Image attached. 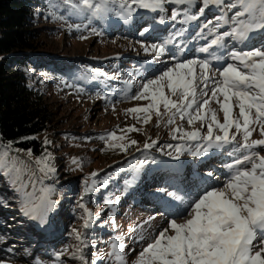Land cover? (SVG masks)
Listing matches in <instances>:
<instances>
[{"label": "rangeland", "instance_id": "374dc122", "mask_svg": "<svg viewBox=\"0 0 264 264\" xmlns=\"http://www.w3.org/2000/svg\"><path fill=\"white\" fill-rule=\"evenodd\" d=\"M99 2L100 0H93V3ZM229 2L231 0H225V4ZM199 6H202L201 0H198V5L192 7L188 14H197ZM81 7L84 8L82 2ZM109 7L112 11L103 17L93 16L91 10L85 9L81 17L75 21L61 23L57 21L58 18H55V21L44 18L41 22L39 28L42 29L35 41L34 52L46 56L52 63L50 70L54 71V74L51 72L46 76L47 86L43 93V102L48 108V127L37 139L42 143L45 152L43 156L50 154L49 162L55 168V172L47 175L40 172L28 152L18 154L7 148H0V151L8 150L10 157H18L17 166L24 168L22 179L29 183L28 191H32L33 182L37 195L42 189H50V199L56 202V207L49 213L47 224H40L24 216L20 211V196L16 191L19 181L14 184L13 181L16 179L14 175L0 172V196L7 203V207L0 204V261L3 264H38V262L39 264H82L79 259L72 257L77 251V246L83 249L86 260L90 262L93 253L87 251L85 241L83 244L80 240L77 242L71 233H68L66 240L60 246H49L48 252L44 253L37 244L33 245L32 238H29L24 231L32 226L33 234L49 235L53 227L55 211L59 212L61 218V212L67 202L73 205L76 202L84 205L88 202L85 207L93 214L91 227H83L86 218L84 208L72 220L74 226L76 224L82 227L80 232L84 234L92 232L97 229L98 223L102 222L109 229L104 230L100 238L104 239L98 238L99 240L93 244L94 253L104 257L102 260L98 259L96 264H115L107 253L111 251L110 244L116 237H122L124 251L127 253L126 259L128 264H131L136 258V253L148 242L147 238L150 234L154 236L162 228L168 227V221L172 218H177V223L183 222L182 217H173L170 211L174 212L177 208L183 211L198 193L202 194L211 187H222L226 179L228 170L225 166L232 162V157L228 156L231 146L212 149L204 155L194 156L188 146L191 145L192 150H195V145L203 141L173 139L174 135H179L173 132L177 126L184 131L198 128L202 134H206L207 129L201 127L200 121L189 125L186 119L181 120L177 116L173 124H168L169 114L164 111L163 105L160 106V110L164 114L157 117L153 110L151 119L147 123L144 122L145 113L128 111L150 103L149 99L133 98L148 80L155 79L177 61L203 59L196 55L200 46L199 41L213 36L209 34L208 28H203L208 21L203 18L213 21L215 16L222 14L221 9L212 6L196 21L180 23L184 20V9L188 7L187 5L165 4L164 12L159 10L153 12L132 5L135 11L130 17V22L125 23L116 14L119 5L109 4ZM174 8L180 12L176 21L171 19ZM235 10L229 12L223 8L224 12H228L229 17ZM161 17H164V23H160ZM199 24L200 37L185 36L189 29ZM213 26L209 25V28ZM145 27L149 28V32L142 36L140 33ZM223 27H227L226 31H230V25H223L215 34ZM201 33L205 38H201ZM166 41L170 42L165 43ZM153 44L165 45V52L157 55L158 49L154 51L151 47ZM189 48L190 54L182 58L181 55ZM221 56L224 59L216 61L218 64L222 63L224 66L227 62H232L227 55ZM90 65L96 70H88V75L83 76L81 80L73 77L69 80L71 84L65 86L61 83L63 77L54 76L64 70L73 71L70 66H78L76 68L80 70ZM218 66V68L223 67ZM164 83L166 85L167 82ZM164 90L170 98L178 99L179 92L176 96H171L166 87ZM198 98L206 97H201L198 93ZM210 106L216 109L217 118L223 123L220 106L214 101ZM233 115H238V108L233 109ZM131 128L136 130L130 131ZM112 132L121 139H111L109 133ZM214 134L222 133L214 129ZM251 138L261 137L257 131ZM45 140L49 143L45 144ZM153 141L156 143L153 144ZM145 143L152 146L145 149ZM178 144L184 145L182 153H177L175 147H167ZM119 145H124L125 150ZM127 150L132 152L126 155ZM148 154L153 158H144V162L140 160L137 169L129 176L119 174L116 170L126 159L139 155L144 157ZM176 156L179 158H174ZM74 158L76 163H73ZM185 165L188 171L195 175V180L188 173L185 175L179 173V169ZM209 172H212V176H208ZM93 173L98 175L93 177ZM139 174H142V177ZM109 175L113 181H118L120 184L116 192L118 194L114 198H109L111 201L105 202L106 206L102 202L95 204L86 196L89 191L85 192L84 182L87 181V184L92 186L91 190L97 191L100 187L99 182L95 181L93 185V181ZM190 180L192 182H189ZM202 185L207 186H203L195 193L194 188ZM161 188L184 196V204L161 193L159 191ZM136 195L139 196L136 198ZM70 197L72 201L67 199ZM169 204L171 208L168 207ZM8 213L15 218L10 219ZM149 217L155 219L145 224ZM58 222L61 225V219ZM137 225H142L146 239H137L140 229L136 232L129 231ZM131 249L135 251H130ZM60 253L65 254L58 257Z\"/></svg>", "mask_w": 264, "mask_h": 264}, {"label": "snow or ice", "instance_id": "6c2138e0", "mask_svg": "<svg viewBox=\"0 0 264 264\" xmlns=\"http://www.w3.org/2000/svg\"><path fill=\"white\" fill-rule=\"evenodd\" d=\"M64 2L71 6L70 14L82 15L87 9L91 10L93 16L100 17L112 11L109 4H118L119 10L116 14L125 23L130 22V17L135 11L132 5L153 12L157 10L164 12L165 4L187 5L188 7L184 9V20L180 23L196 21L212 6L221 9L222 14L215 16L212 28H209V25H213L212 20L203 25V28H208L210 35H215L206 46L198 49L200 53L206 54L205 58L177 61L155 79L148 80L133 98L149 99L150 103L128 111L145 113L144 122L147 123L153 110L157 117L164 114L160 110V106L163 105L164 111L169 114L168 124H173L177 116L181 120L186 119L189 125L200 121L201 127L207 129L206 134H202L198 128L184 131L177 126L173 132L179 135H174L173 139L203 141L195 145V150H192L191 145L188 146L194 156L204 155L212 149L231 146L228 156L232 157V162L225 166L228 171L222 187H211L202 194L198 193L183 211L177 208L170 212L173 217H182L183 222L177 223V218H172L168 221V227L162 228L154 236L150 234L148 242L136 253V258L131 264H264V154H261L264 152V0H231L227 4L225 0H201L202 6L198 7V13L195 15L188 13L192 7L198 5V0H131V3L129 0H100L99 3L82 0L84 8L72 0ZM223 8L229 12L236 10L229 17ZM50 14L54 19L57 18L55 13ZM178 15L180 12L174 8L171 19L176 21ZM160 23H164V17L160 18ZM223 25H230V31L215 34ZM147 32L149 28L145 27L140 35L143 36ZM225 37H231L240 44L248 42L253 46L246 51L232 50L229 53L232 62L214 69L213 61L224 59L218 54V50L225 47ZM201 38H205L202 33ZM168 42L170 41L165 43ZM151 47L154 51L158 49L157 55L165 52V45L153 44ZM145 50L147 51V48ZM165 87L171 96H176L179 92L178 99L170 98L164 90ZM198 93L206 98L199 99ZM213 101L223 112V123L217 118L216 109L210 106ZM234 108H238V115H233ZM214 129H218L222 134H214ZM232 129L235 131H231ZM257 131L261 138L252 139L253 133ZM109 137L121 139L115 132L109 133ZM47 143L49 141L45 140V144ZM155 143L153 141V144ZM151 146L148 143L144 144L145 149ZM119 147L125 150L124 145ZM167 147H175L177 153H182L184 149V145L180 144ZM0 148L4 146L0 145ZM7 149H11V142ZM28 155H32L31 150H28ZM174 158L178 159L179 156ZM17 159L18 157H10L8 150L0 151V172L14 175L16 178L14 184L19 181L16 191L20 196L22 214L40 224H47L49 213L56 207V202L50 199L51 190L42 189L37 195L33 182L32 191H28L29 183L22 179L24 168L17 166ZM50 160L51 156L47 154L35 161L39 171L45 175L55 172ZM76 162L74 158L73 163ZM97 175L92 174L93 177ZM208 176H212V172H209ZM85 184L87 193L92 186H89L87 181ZM159 191L174 201H180L181 204L185 202V197L175 191H167L165 188ZM0 204L7 207L6 201L2 198ZM80 206L84 208L86 214L83 227L89 228L93 214L83 204ZM168 207L172 206L169 204ZM154 219L155 217H149L144 223L147 224ZM138 229L140 231L137 239H146L142 225L130 228L129 231L136 232ZM73 233L83 244L85 234L76 229H73ZM110 248L107 256L114 260L115 264H128L122 237L114 238ZM130 251L134 252L135 249ZM64 254L60 253L58 257ZM72 257L79 259L82 264H96L98 259L104 258L103 255L93 253V259L89 262L79 246ZM0 264L3 262L0 261Z\"/></svg>", "mask_w": 264, "mask_h": 264}, {"label": "trees", "instance_id": "16d2710c", "mask_svg": "<svg viewBox=\"0 0 264 264\" xmlns=\"http://www.w3.org/2000/svg\"><path fill=\"white\" fill-rule=\"evenodd\" d=\"M72 2L81 6L82 0H72ZM50 5H56V7H50ZM70 12H72L71 6L64 0H0V145L6 149L11 142V149L8 150L18 154L31 150L30 157L34 162L45 154L42 143L37 137L48 127V108L43 102V93L47 86L46 76L51 72L54 74V71L50 70L52 63L46 56L34 52L35 41L42 29L39 27L44 18L55 21L50 13H55L57 21L61 23L75 21L81 17ZM70 67L73 71L64 70L54 75L55 78L63 77L61 81L63 86L71 84L69 80L73 77L81 80L83 76L88 75V70H96L92 65L84 66L80 70L77 69L78 66ZM131 152L127 150L126 155ZM144 158L152 159L153 157L149 154L144 157L133 156L126 159L116 170L127 177L137 169L140 160L145 161ZM139 175L142 177V174ZM110 177L109 175L102 179H95L100 187L97 191L89 190L86 194L95 204L102 202L106 206L105 202L111 201L109 198H114L118 194L116 192L120 184ZM71 198L67 199L72 201ZM127 201L130 200L127 199ZM86 204L83 205L87 206ZM80 205L81 203L77 202L74 205L67 202L65 209L61 212V218L56 210L49 235L33 234L30 224H27L29 230L24 229V231L29 238H32L33 245L37 244L44 253L48 252L47 247L60 246L66 240L68 233L75 237L73 229L80 232L82 227L76 224L74 226L72 223L75 215L83 210ZM59 219L62 221L61 225L58 222ZM96 228L92 232H85L83 237L87 251L90 253L95 252L93 244L101 238L104 230H109L104 222L98 223ZM76 241L79 242L77 239Z\"/></svg>", "mask_w": 264, "mask_h": 264}, {"label": "bare ground", "instance_id": "6f19581e", "mask_svg": "<svg viewBox=\"0 0 264 264\" xmlns=\"http://www.w3.org/2000/svg\"><path fill=\"white\" fill-rule=\"evenodd\" d=\"M203 19H205V18H203ZM213 24H215V21L213 22ZM192 30H194V28L191 29V32H192ZM213 38H215V35H214ZM224 44H225V47L222 48V49H219L218 50V53L219 54H222L223 53V55H227L228 58H229V53L232 50H237V51L245 50L246 51V50L249 49L248 47H250V45H251V43H248V42H245V44H240L237 41L233 40L231 37H225L224 38ZM200 47H202V45L199 46V48ZM196 55H197L198 58H202V57L205 58V56H206V54L200 53L198 50H197V54ZM11 219H14V218H11ZM13 222H15V221H13Z\"/></svg>", "mask_w": 264, "mask_h": 264}]
</instances>
